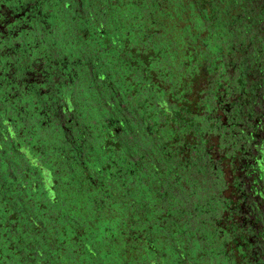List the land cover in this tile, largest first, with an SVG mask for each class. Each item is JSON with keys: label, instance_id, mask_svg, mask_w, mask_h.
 <instances>
[{"label": "rangeland", "instance_id": "1", "mask_svg": "<svg viewBox=\"0 0 264 264\" xmlns=\"http://www.w3.org/2000/svg\"><path fill=\"white\" fill-rule=\"evenodd\" d=\"M253 1L255 0H248V5H242L241 7L240 5H234L231 11L225 9V3H216L215 7L217 9L215 10V14H217V17L220 15H222V17L227 15V20H222L221 22L223 26L220 27L221 32L225 33V30H236V35L237 33H239V35L235 36L234 41L229 44L222 39L219 40L220 44L223 45V49L217 51L212 58H209L211 63L212 60L215 62L214 66H218L215 68V71L212 72L210 82L212 81V87L214 89L219 90L222 88L226 93L225 99L223 100L226 109L234 107L235 100H242L245 106H247L246 109H249L248 111L257 113L256 117L260 116L258 122L260 121V126L264 130V106L260 104L259 101H254V91L251 90L252 86L257 81L256 79L259 78L260 73L264 70V25L255 22L252 24L246 23V21L249 22L250 20L248 16H245L244 20H238L239 16L249 12L251 8L249 3ZM262 1L264 0H256L257 4ZM111 3L115 6L118 4V1L111 0ZM33 6L34 3L28 0L19 6L12 1L4 2L0 0V51H5V53L0 52V87H2L4 93L2 96L4 100H0V106L8 109V115H10V117L19 116L24 118L22 124L20 123L22 125L20 126V131L22 132L20 134L21 137L25 136L27 133L34 134L32 131L36 130L39 138L41 137L48 142L50 141L48 149H50L58 159L65 160L69 152L73 156L74 152L80 149L79 140L83 136V133L78 130L73 133L66 129L67 132L65 131V136L67 139L64 142L61 136H56L54 138V134L46 129L51 128L52 124L60 119L57 113L56 116L54 114L57 112V109L54 107L55 103L53 102V98L57 97V84L55 83L59 81L69 83L68 77L64 76L62 78L56 74V69L59 65L58 57L61 55V52L57 51L56 53L55 50L42 49L39 50L36 55L27 58L26 61H18L19 51H16L17 49L15 47L17 44L16 41H18L17 35L21 30L19 25L15 22L17 17L13 14L6 13L9 12V10L13 11L12 13L15 14H17L15 11L18 13L22 12L21 14L25 16V28L29 30L32 23L40 24L39 19L31 18L29 14L32 12L30 9H32ZM143 10H145V8ZM65 13L67 15H63V19L69 26L71 24L69 20L71 21V17L74 14L72 9L66 10ZM5 16L6 19L3 20ZM38 16L41 17V13ZM261 19H263V17L258 16L256 21H261ZM233 20H237V23L232 24ZM147 21H149L150 25V20H140L138 23L137 28H140L141 32H144L143 29H145ZM83 25L84 23H79L81 29ZM116 25L119 26L117 31L120 32L123 28L122 21L117 22ZM116 25L114 24L112 27L109 26L108 28L110 30L101 28L103 33L107 35L106 41L111 44L117 41ZM127 32L128 31H126V33ZM11 34L12 37L14 36V39L9 40L5 48L2 49L4 46V37L11 38ZM229 35L230 33L228 37H231V35ZM224 37L225 36H223V38ZM66 40L64 36L61 39L63 42ZM72 42H74V49L79 50V45L75 43L74 36L72 37ZM70 45H72V43ZM166 45L168 47L170 46L168 44ZM116 48L118 50L117 46ZM62 56H64V52L61 57ZM5 58L8 61L3 63L2 59L4 60ZM210 60L206 62L210 63ZM203 65V68H206L207 72L208 69L206 64ZM130 69L133 73V79H136V83L139 82L137 80L145 81V77L151 76V72L145 74L146 72L143 71L142 66H135L133 64L131 67H127L125 62L122 61L117 69L119 75L117 84L125 82ZM83 71L86 72L87 69L85 68ZM85 72L83 77L79 76V82L73 86V94L75 95L74 104L79 106L76 111L78 115L75 114V119H77L78 123L80 119L84 117L88 118V122L95 119L96 122H93L96 123L94 125L95 133L97 129L99 130L100 125L104 123V120H99L98 118H101L104 112H113L116 106L111 108L110 106L104 105L101 96L104 92L100 91V85L94 82L88 76L87 72ZM163 73L165 80L171 82V75L167 74L165 71H163ZM247 73H251L250 76L247 75ZM195 84V90L198 91L199 87L204 85V82H197ZM138 87L140 88V86ZM149 87L151 88V86ZM245 89L246 92H244ZM147 92L149 94L150 90L148 89ZM183 94L185 97L191 98L190 92ZM217 94L222 96V98L224 97L223 92L219 91ZM145 96V103L150 104V100L147 99L146 101L147 97L145 98ZM214 96L215 94L211 92L210 97L206 98V100L203 98L201 104L191 108L185 116L180 113H173L177 120L176 123L183 127L182 130H186L188 127L197 133L195 134L196 138L192 141L190 146L191 150L187 158V165L183 164L177 168L173 164H169L170 166L168 167V171H170V169L173 171L176 170L174 173L177 176H181L182 179H189V183H186V191H183L182 188H178L176 184L172 183L167 176V172L163 171L161 174H155L153 168L149 167V169H145V174L141 172L137 173L149 179V182H145L144 185L138 186L132 182V180L126 181L127 179L124 180L123 177H116L112 181H109L107 185V188L110 190L108 202L104 197L102 199L99 195L97 187L100 180L97 176L95 179L88 180L85 178L80 168H75V165H80L79 160H68V162H64L65 166L58 165L56 168V171L63 169L60 175V181L61 178L63 179V187H61L60 184L57 185L62 195H60L58 205H56L55 208H49L46 220L41 217L38 219L36 215L33 218L29 217V221L22 224L19 223V226L16 227L8 224L10 219L14 218L13 214H9L7 222L5 223L9 227L7 233H4V237L0 234V258L5 255L3 247L6 246L11 252L10 249H12L13 246L8 247L7 244L14 242L16 237H20L19 235L25 234L26 236H24V238L28 240L35 239L36 236H39L38 239L35 240L36 243L29 246L33 248V255L38 257L37 260H39L40 255L42 257L46 255L48 251L57 249L58 246L55 244L56 239H58L57 231H60L61 236L65 238L68 234L73 232V228H75L76 225L82 232H79L78 236H75L76 238L70 240L72 244H81V242H84V235L87 233L86 230L93 231L99 227L98 238L102 242L101 245H99L101 247L99 254L100 259L98 258L99 261L105 260L103 256L106 253L109 255L110 252L113 253L110 254L112 258H119L121 255L125 254L122 253L124 251L134 250L137 252L138 245L141 244L139 238L146 240L149 237L146 235V230L138 228L140 225L137 221L138 217L141 216L140 213H143L145 210L142 208L137 212L138 206L141 205L140 203L146 202L152 204L154 209V205L159 200L158 195L166 192L167 195H170V201L173 204L175 203L174 218L176 221L173 225L176 227L184 224L187 225V230L182 233L183 239L186 243L188 242V244H190L189 249L197 243L201 244V246L198 247L199 249H207L208 252L207 254L204 253V256L208 257V255H212L214 257V261L207 264H264V139L262 140L263 144H258V146L255 147V140L252 139V135L250 134L251 131L255 130L252 128L254 126L256 127L254 116H252L253 119L251 120H247L246 122L243 121L244 124L242 126L235 127L234 129L223 128L222 124H220L221 122L225 123L222 120L223 116L216 111L221 104L220 101H215L213 98ZM51 97L53 98L51 99ZM255 97L257 99H262L263 95L257 94ZM208 100L210 105H207ZM62 102L65 103L64 100H62ZM171 105H173V103H171ZM30 106H32V108H30ZM36 106L39 108L36 110L37 114L39 113L41 117H28L30 115V109L35 111ZM150 109H153L152 104H150ZM48 110H52L50 113L52 115L46 116L47 113L45 112ZM53 111L54 113H52ZM70 112H73L72 109H70ZM249 114L253 115L251 112H249ZM214 117H218V120H215ZM240 118L241 117L234 116L232 119H229L227 123L231 124L232 121L236 122L238 119L240 120ZM61 120L58 121V128H64ZM170 121H173V119L171 118ZM233 126H235V124ZM38 127L40 128L38 129ZM52 128H56V126ZM255 132H257V130ZM130 137L129 150L131 153L146 152V154L143 153L140 156L143 159L141 161H146L144 156L154 157L156 152H153L152 147L154 144H149L150 140L142 139L140 134L136 132ZM0 143L2 144V142ZM100 144L101 143L97 142L91 143V145L89 144L94 150V152L91 151L94 156H91L88 151V153H86L84 151L82 152L83 149L81 150V153L84 155L82 161L93 159L92 164H90L92 169L98 168L96 164L101 153ZM40 149L38 148V150ZM47 155L48 157L50 156V158L52 157V155L48 153ZM40 158L41 163H43V155H41ZM235 158L238 160L236 163L233 162L227 166L224 165L230 162V160H235ZM12 159L13 156L8 157L6 155L0 163L6 164ZM111 159L112 162L110 163L113 164L115 162V157L112 155ZM242 159H245L246 163L244 164L248 168L245 173L241 171L243 170L241 167ZM40 161H38V163H40ZM138 161L137 163L140 162ZM72 168L76 169V171L72 170ZM107 171H110V169H107ZM251 172L254 174L252 179H250ZM78 176L80 179H78ZM119 176H122V174ZM73 180H78V184L72 183ZM228 181H230V185H228ZM4 182L7 183L6 186H14L9 181ZM160 185L161 189L158 190L157 186ZM0 186L4 187L2 184ZM72 186L73 189L70 188ZM17 188L20 190L22 189L18 186ZM10 192H12L10 189L5 193L1 192L0 199H2L3 196H8ZM102 193L104 194L103 191ZM172 195H177V199L174 198L173 200ZM235 199H237L239 204L237 205V209L233 210L231 207L234 205ZM110 202L111 204H115L114 207L116 211H111L113 214H116L114 217H110V211L107 212ZM155 208H157L156 205ZM67 213L69 215H67ZM63 214L65 215L63 216ZM158 214H162V212L159 213L156 209L151 211V223L153 228L152 233L149 235L155 237L154 234H156L160 236V238L161 235L163 237L165 235L170 237V235H173L172 232L166 233L163 228H158L154 223L160 216ZM254 216L256 217L255 219ZM56 217L59 218L61 222L56 219ZM62 217L70 220L71 223L70 221L62 220ZM53 219L58 222H54ZM122 223L125 224V226H122ZM2 227L3 225L0 222V232ZM158 230H162V233ZM233 230H235V233ZM64 232L66 233L63 234ZM237 233H241L246 237V239H242V243L240 244H236L233 238L234 234ZM81 236L84 238H80ZM166 241L168 242L170 239L168 238ZM24 243H26L25 246L28 245L27 241H24ZM21 244L22 242H15V249H18ZM67 244L68 243L64 244L60 249H57L56 252L59 254H56V256H65L68 261L71 262L73 260L74 262L75 260L77 264L92 263L89 261L91 259H89L88 254H77L72 249H67ZM159 247L162 251L163 245L159 244ZM20 253L21 255H16L18 258L22 257V263L20 264H33V259L27 258V251L25 252L22 250ZM188 257L189 256H185L183 258L184 264H189ZM42 261L40 260L39 262L41 263ZM200 262L204 264V261ZM14 263H17L16 259L12 264ZM106 263L114 264L111 261H107ZM168 263L175 264L176 262L173 263L172 260Z\"/></svg>", "mask_w": 264, "mask_h": 264}, {"label": "trees", "instance_id": "2", "mask_svg": "<svg viewBox=\"0 0 264 264\" xmlns=\"http://www.w3.org/2000/svg\"><path fill=\"white\" fill-rule=\"evenodd\" d=\"M3 1H12L19 6L26 0ZM28 1L34 3V6L30 9L32 12L29 13L31 18L39 19L40 24L32 23L30 29H26L23 36H20L22 45L21 50H19L18 61H26L27 58L36 55L38 51L42 49H50L51 51L55 50L56 53L59 51L61 52V55L64 52V56L61 57L60 55L58 57L59 65L56 69V74L62 78L64 76L68 77L69 83L63 81L56 82L57 97H51L55 103L54 107L57 109V112L54 113L53 111L52 113H54L55 116L57 113L58 117H60L59 120L62 119L61 123L64 128H58L59 120L57 119L58 121L52 124V127L56 126V128L51 127L46 129L50 130L54 134V137L61 136L64 142L67 139L65 136V131L67 132V130L73 133L78 130L83 133V136L79 140L80 149L74 152L73 156L70 152L68 155L66 154V162H68V160L78 159L80 165H75V168H80L85 178L90 180L95 179L97 176L100 180L97 187L99 195L102 199L104 197L108 202L110 198V190L107 188L109 181H112L116 177H123L124 180H132V182L138 186L144 185L145 182H149V179L144 178L142 177L143 175L141 176V174L139 175L137 173L141 172L142 174H145V169H149V167L153 168L155 174H161L163 171L167 172L170 181L176 184L178 188H182L183 191H186V183H189V179H182L181 176H177L174 173L176 170L173 171L170 169L172 172L168 171V167L170 166L169 164H173L177 168L183 164L187 165V158L189 156V151L191 150L190 146L192 141L196 138L195 134L197 133L188 127L186 130H182L183 127L176 123L177 120L173 113L176 112L185 116L191 108L201 104L203 98L206 100V98L210 97V93L213 92L215 94L213 98L216 102L220 101L221 104L216 111H218L223 117L229 116V114L226 113L227 110L223 102L226 93L222 88L219 90L214 89L212 87V81L210 82V76L218 66H214L215 62L212 60L211 63L209 58H212L217 51L223 49V45L219 42L220 39L229 44L234 41L235 36L239 35V33L236 35V30H225V33L221 32V22L222 20H227V15L223 17L220 15L217 17V14H215L217 8L215 6L218 2L225 3V9L231 11L234 8V5H240V7L242 5H248V0H117L118 4L115 6H113L111 0ZM249 6L251 7L249 12L239 16L238 20H244L245 16H248L250 17V20L249 22L246 21V23L252 24L255 22L264 25V1L257 4L255 0L252 3H249ZM67 8L72 9L74 14L71 17V21L69 20V23H71L69 26L63 19V15L66 14L65 11L68 10ZM144 8L145 10H143ZM38 11H41V17L38 16L40 14ZM258 16L263 17V19H261V21H256ZM24 18L25 16H23V19ZM140 20H150V25L149 21H147L146 27L143 29L144 32H141L140 28H137ZM120 21H122L123 27L120 31L121 33L117 31L119 26L116 25L117 22ZM79 23H84L82 29L79 27ZM236 23L237 20H233L232 24ZM114 24L117 27L115 30L118 37L117 41L111 44L106 41L107 35L103 33L101 28L110 30L108 27H112ZM126 31L128 32L126 33ZM229 33L231 37H228ZM63 36L67 39L65 42L61 41ZM73 36L75 43L79 45V50L74 49V42H72ZM223 36L225 37L223 38ZM3 40L4 46L2 49L5 48L9 41L6 37H4ZM70 42L72 45H70ZM166 44L170 46L168 47ZM116 46L118 47V50ZM16 48L18 49L20 47L16 46ZM2 52L5 53L3 50ZM208 60H210V63L206 62ZM7 61L6 58L4 60L2 59L3 63H6ZM122 61L125 62L127 67H131L133 64L135 66H142L143 71L146 72L145 74L151 72V76L145 77V81L137 80L139 82L136 83V79H133V73L130 69L125 82L117 84L119 81L117 69ZM203 64H206L208 69L207 72L206 68H203ZM85 68L87 69L86 72L88 76L94 82L98 83L101 87L100 91L104 92V94L101 95L104 105L110 106L111 108L116 106L113 112H104V115H102L101 118H98L99 120H104V123L100 125L99 130L97 129L95 133L94 125L96 123H93L96 122L95 119L88 122V118L84 117L80 119L79 123L77 119H75V114L78 115V112L76 111L79 106L74 104L75 95L73 94V86L79 82V76H84L85 71L83 70ZM163 71L171 75V82L165 80L163 77ZM202 81L204 82V85L199 87L198 91L195 90V83ZM138 86H140V88ZM149 86H151V88ZM252 87L254 88V85ZM148 89L151 94H148ZM0 91V100L2 101L4 98L2 97V87H0ZM219 91L223 92V98L217 94ZM186 92H190L191 98L184 96L183 93L186 94ZM244 92H246V89ZM144 96L145 98L147 97L146 101L147 99L150 100L149 103L153 105V109H150V104L145 103ZM62 100H64L65 103H63ZM208 102L209 100L207 101V105H210ZM171 103H173V105H171ZM246 107L247 106H245L242 100H235L234 107L230 109L231 115L241 117L242 119V114H244V118H247V114L250 111H248L249 109L247 110ZM30 108H32V106H30ZM38 109L37 106L35 107V111L30 109V115L28 117L40 116L36 111ZM70 109H72L73 112H70ZM51 111L48 110L45 112L47 113L46 116L52 115L50 114ZM223 117L222 120L225 119ZM171 118L173 121H170ZM214 118L215 120H218V117ZM227 121L228 120H226V122L224 121L225 123H220L223 128L234 129L235 127H238V124H235V126L232 124L226 126ZM237 121H239V119ZM39 128L40 127H38V129ZM32 132L35 133L36 130ZM135 132L140 134L142 139L150 140L149 144H154L152 147L153 152H156L154 157L148 156V158L144 156L146 161H141L143 159L140 156L143 153L146 154V152L131 153L129 150L130 136L134 135ZM94 142L101 143V153L96 164L98 167L97 169L91 168L90 164H92L93 159L82 161L84 155L81 153V150L83 149L82 152H89L91 156H94L91 153V151L94 152V150L90 147L91 143ZM112 155L115 157V162L113 163L114 166L110 163L112 162ZM137 161L139 163H137ZM229 164L230 162H227L224 165L227 166ZM107 169H110V171H107ZM72 170L76 171V169L73 168ZM121 174L122 176H119ZM78 179H80L79 176ZM7 181L11 182L16 188L10 189L12 192L6 197L3 196L2 199H0V202L5 201L9 210L13 211V216L17 218V222H15L16 219L13 218L10 219L8 224L18 227L19 223L22 224L29 221V217H31L32 214L28 212L29 210L26 211V209H23L26 211L23 213L21 207L14 210L16 207L14 205V199L15 202L18 199L13 196V193L16 194L23 190L17 188L19 181L16 179V176L9 175ZM1 184L7 185L2 179L0 185ZM26 186L30 187L31 190L33 189L30 183ZM0 188L2 187L0 186ZM157 188L160 190L161 185L157 186ZM20 194L22 195L23 193ZM169 197L170 195H167L166 192L158 195L159 200L155 204L157 208H155L154 205V209L152 204L146 202L140 203L141 205L138 206L137 212L142 208L145 209L143 213H140L141 216L138 217L137 221L138 224H140L138 228L146 230V235L149 237L146 240L139 238L141 244L138 245L137 252L134 250L124 251L122 253L125 254L121 255L119 258H110V254L108 255L106 253V259L103 261L100 260L102 261L100 262V257H97V252L99 255L101 251L99 245L102 243L98 238L99 227L93 231L86 230L87 233L84 235V242H81V244H72L70 240L76 238L75 236H78V233L82 232L78 229L77 225L73 228V232L68 234L65 238L61 236L60 231H57L58 239H56L55 243L56 246H58L57 249H60L64 244L68 243L67 249H72L77 254H88L89 259H91L89 261L92 262L91 264H107V261H111L114 264H168V262L172 260H175L176 263L179 262V264H184L182 255L178 252L175 253L177 258H174L173 255L166 254L165 252V254H162L159 257H156L155 255L158 252L164 251L167 248V244L175 246L177 250L180 242H182L181 246H183L184 243L185 248L191 250V255L189 253L190 256L188 257L189 264H201L200 261H204V264L213 262L214 257L212 255H208V257L204 256V253L207 254L208 252L207 249L198 248L201 246L200 243L198 244L196 242L197 244L193 246L191 245L193 248L191 247L189 249L190 244H188V242L186 243L182 237V233L187 230V225L184 224L177 227L173 225L176 221L174 218L175 203L173 204ZM172 198L173 200L174 198L177 199V195H172ZM114 205L115 204H111V202L109 204L110 209L108 208L107 212L110 211V217L116 216V214L112 213L113 211H116ZM4 209L5 207H0L1 214H3L2 212ZM155 209L159 211V213L162 212V214H158L160 216L154 223L158 228H163L164 232H172L173 237L170 241L175 242H167L166 240L169 238L167 235L164 237L161 235V238L156 234H154V238L151 237L152 235H149L152 233L153 228L151 223V211H154ZM4 212L6 213V211ZM46 218L47 216L42 219L46 220ZM56 219L61 222L59 218ZM63 220L70 221L66 218ZM6 222L7 218L5 221L1 222L3 225L0 232L2 237H4V233H7L9 228L5 224ZM12 222L15 223L13 224ZM54 222L58 221L54 220ZM122 226H125V224L122 223ZM162 230L158 231L162 233ZM19 236L20 237L14 239V242L7 244L8 247L13 246L10 250L14 254H12L6 246L3 247L5 255L1 256L0 264H12L15 259L17 260V263L14 264L22 263V257L18 258L16 256L21 255L20 252L22 250L28 252L26 254L27 258L33 259V264H49L51 261L53 264H77L75 260L74 262L73 260L71 262L68 261L65 256H56L57 249L48 251L46 255H43L42 257L39 254L40 258L37 260L38 257L33 255V248H30L29 246L36 243L35 240L38 239L39 236L30 240L24 238V236H26L25 234ZM80 238L84 237L81 236ZM24 241L28 242L27 246H25L26 243H24ZM15 242H22L18 249H15ZM97 242L98 245H95ZM159 244L163 245L162 251ZM93 245L95 247H93ZM56 258H59L60 260L55 261ZM40 260L43 261L40 263Z\"/></svg>", "mask_w": 264, "mask_h": 264}, {"label": "flooded vegetation", "instance_id": "3", "mask_svg": "<svg viewBox=\"0 0 264 264\" xmlns=\"http://www.w3.org/2000/svg\"><path fill=\"white\" fill-rule=\"evenodd\" d=\"M12 12L13 11L9 10V12H6V13L13 14L15 17H17L15 22L19 25V28L21 31L17 35L18 41H16L17 43L16 46H19L20 48L18 49L16 47L15 48L17 49L16 51H19L21 50V45H22V42L20 41V36L21 35L23 36V33H25L26 31V28L24 25L25 20L22 17L24 14H21L22 12L18 13L17 11H15L17 14L12 13ZM6 16L3 17V20L6 19ZM12 34H11V38L10 37L8 38L6 37V38L8 40H13L14 36L12 37ZM0 52H2V50ZM250 74L251 73H247V75L249 76ZM256 80L257 81L254 84V88L253 87L251 88V90L254 91V101L255 100L259 101L260 104L264 106V70H262V73H260L259 78ZM257 94L261 96L263 95L262 99H257L255 97V95ZM230 109L231 108L226 109L227 110L226 113L229 114V116L223 117L225 118L223 120L225 122L226 120L232 119V117L235 116V115L234 116L231 115ZM250 112L253 113V115L248 113L247 118H244V114H242V119L240 118L241 120L236 121V122L232 121L231 124L232 125L238 124V127L242 126L244 122H246L247 120L253 119L252 116H254L255 117L254 122L257 128L253 125L254 127L252 129H255V130L251 131L250 134L252 135V139L255 140L254 141L255 143L254 145H256L255 147H257L258 144H263L262 140L264 139V130L260 126L261 125L259 123L260 121L258 122V118H260V116L256 117L257 113H254L253 111H250ZM23 121H24L23 117H19V116L10 117V115H8V109L3 106H0V142H2V144L0 143V161L3 159V157H6V155L8 157L13 156V159L10 160V162H7L6 164H3L2 162L0 163V183H1V179L3 181H7L9 175L16 176V179L19 181L18 187H21L23 191L16 193V194L13 193V196L19 200V203H18V200L15 202V199H14V205L16 206L14 210L21 207V210L23 213L29 210L28 212L32 214L31 215L32 218L38 214V217L37 216L36 217L39 219L40 217L41 218L46 217L48 215L49 208H55V206L58 205L59 203L60 195L62 194H61V190L57 187V185L60 184V186L63 187L62 186L63 179L61 178V181H60V177H61L60 175L63 169H61L60 171H56V168L58 165L65 166L64 162H66L67 160L64 161L62 159H58L57 156L53 154L50 149H48L50 145V141L48 142L47 140H44L41 137L39 138L36 132L35 133L33 132L34 134L27 133L25 136L21 137L20 134L22 132L20 131L21 129L20 126H22L21 124ZM228 125L230 124L227 123V126ZM256 130L257 132H255ZM38 148L39 149L41 148V149L38 150ZM47 153L52 155V157L51 158L50 156L48 157ZM41 155H43V158H44L42 159L43 163H41L40 161ZM236 158L233 161L230 160V163H233V162L236 163L238 161ZM38 161H40V163H38ZM244 163H246V161L245 159H242L241 167L243 168V170L241 171H244L245 173L246 169L248 168L246 167ZM252 177H254V174L251 172L250 179H252ZM72 182H74L76 185L78 184V180H73ZM228 182H229L228 185H230V181ZM28 183H30L31 186L33 187L32 190L30 189V187L26 186ZM3 186L4 187L0 188V193L4 191H8L9 189H12V187L14 189L16 188L15 186H6V185H3ZM70 188L73 189V186ZM20 193H23V194L21 195ZM238 204L239 203L237 199H235V203L231 208L233 210L237 209ZM0 207H5L4 211H6V213L4 211L2 212L3 214L0 213V221L3 222L9 216L10 213L11 214L13 213V211L9 210V207L5 201L0 202ZM23 209H26V211ZM64 215L65 214H63V216ZM64 218L65 217H62V220ZM255 218L256 217L254 216V219ZM14 219H16L15 222H17V218L14 217ZM233 232L235 233V230H233ZM172 237L173 235H170L169 239H172ZM233 238L236 244H240L242 243L241 242L242 239H246V237H244L241 233L234 234ZM170 242H175V241H170ZM181 243L182 242H180V245L178 246L177 250L175 246L167 244V248L164 251L158 252L157 254H155L156 257H159L160 255L166 253L169 255H173L174 258H177L176 257L177 255L175 254L176 252L182 255V259L185 256H190L191 250H188L187 248H185L184 243H183V246H181L182 245ZM95 245H98V242ZM93 247L95 246L93 245ZM57 254L59 253L57 252ZM107 254H105L103 258L106 259ZM109 254H112V253H109ZM97 257H99L98 252H97ZM59 260H60L59 258L55 259V261H59ZM175 262L176 261L173 260V263ZM49 264H53L52 261L49 262ZM175 264H179V262Z\"/></svg>", "mask_w": 264, "mask_h": 264}]
</instances>
